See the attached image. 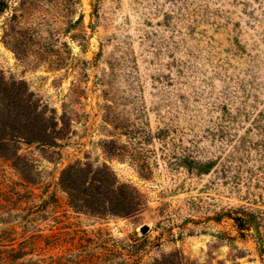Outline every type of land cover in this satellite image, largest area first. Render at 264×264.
<instances>
[{"label": "rangeland", "instance_id": "rangeland-1", "mask_svg": "<svg viewBox=\"0 0 264 264\" xmlns=\"http://www.w3.org/2000/svg\"><path fill=\"white\" fill-rule=\"evenodd\" d=\"M3 2L0 89L25 82L69 121L48 150L16 142L26 177L0 159V194L28 178L27 207L49 201L0 219L15 228L11 264H150L174 250L195 264H264V0ZM1 92L0 122L24 109ZM78 160L108 164L141 209L53 199ZM241 210L253 217L243 233L227 215Z\"/></svg>", "mask_w": 264, "mask_h": 264}, {"label": "trees", "instance_id": "trees-1", "mask_svg": "<svg viewBox=\"0 0 264 264\" xmlns=\"http://www.w3.org/2000/svg\"><path fill=\"white\" fill-rule=\"evenodd\" d=\"M3 0H0V11L5 6ZM93 10L96 4H91ZM23 91L13 92L9 89H0L1 95L10 96L12 101L16 104L17 99L21 102L23 110L17 114L15 118L8 117L0 122V159L1 161H8L10 165L18 170L24 176L26 166L20 160L18 153L19 145L16 142H23L29 145H37L40 148L48 150L58 144V140L66 138L68 132L69 121L63 119L62 116H56L55 109L46 103L39 102L34 99L32 92H27V83H22ZM6 90V91H4ZM7 96V97H8ZM61 123V124H60ZM60 124V125H59ZM142 164H139L138 169ZM26 175V174H25ZM15 182V186L0 194V219H7V216L14 217L21 211L26 209L29 216L33 214L46 213L48 209V199L41 198L32 206L27 207L26 200L33 198L34 187L29 188V183L34 184L32 180L23 178ZM56 187L53 192V199L56 198V192L64 193V196L70 206L77 210H83L101 215H115V216H130L141 209L139 204V192L128 183L120 182L112 168L105 162L90 163L84 161H76L65 166L58 176ZM22 189V190H19ZM40 198V195H36ZM19 204L13 212L14 207L11 205ZM5 215V216H3ZM7 215V216H6ZM233 219L234 224L243 233L244 230L249 229L252 225L253 217L245 210L235 211L227 214ZM6 217V218H4ZM19 226L23 228L25 234L30 231L31 219L26 214L20 215L17 219ZM253 227V226H252ZM15 228L0 229V264H11L9 256L13 255L15 239ZM34 234L25 235L23 243H28V238H32ZM256 239L259 236H255ZM259 249L260 243L258 242ZM150 264H195L178 250H174L168 254L162 255L160 258H154Z\"/></svg>", "mask_w": 264, "mask_h": 264}, {"label": "water", "instance_id": "water-1", "mask_svg": "<svg viewBox=\"0 0 264 264\" xmlns=\"http://www.w3.org/2000/svg\"><path fill=\"white\" fill-rule=\"evenodd\" d=\"M146 229V226H143V230H145Z\"/></svg>", "mask_w": 264, "mask_h": 264}]
</instances>
